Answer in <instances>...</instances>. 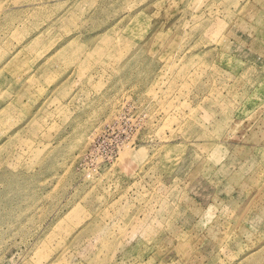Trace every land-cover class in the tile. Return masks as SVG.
Here are the masks:
<instances>
[{
    "label": "rangeland",
    "instance_id": "rangeland-1",
    "mask_svg": "<svg viewBox=\"0 0 264 264\" xmlns=\"http://www.w3.org/2000/svg\"><path fill=\"white\" fill-rule=\"evenodd\" d=\"M0 264H264V0H0Z\"/></svg>",
    "mask_w": 264,
    "mask_h": 264
}]
</instances>
